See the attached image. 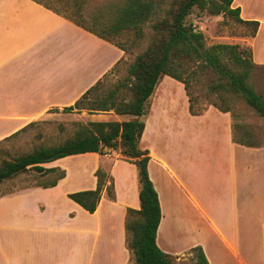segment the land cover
<instances>
[{"label": "crops", "instance_id": "0c3cea01", "mask_svg": "<svg viewBox=\"0 0 264 264\" xmlns=\"http://www.w3.org/2000/svg\"><path fill=\"white\" fill-rule=\"evenodd\" d=\"M257 2L255 11L250 3ZM231 7L239 8L242 20L258 22L252 61L264 66V0H233ZM123 57L118 47L38 0H0V141L50 118L52 111L74 105L117 70ZM170 86L176 92H168ZM75 111L71 115L88 122L131 119L113 111ZM124 116L126 120L120 119ZM142 120L139 148L149 151L147 172L161 211L157 246L174 258L192 256V249L200 247L208 264H264V146L235 142L229 112L209 106L202 114L191 115L183 84L169 76L158 83ZM84 156L114 158L113 164L124 160L113 150L75 155ZM62 160L42 166L59 167ZM127 166L130 170L120 176L122 193L115 181L114 199L103 194L92 214L67 197L73 192L64 195L77 209L65 213L49 212L41 202L10 201L29 189L51 188L30 187L0 197V264H25L24 258L30 264L28 255L40 259L42 253L55 257L50 264H106L107 250L100 241L107 237L118 243L108 254L110 264H127L126 211L139 209L137 170L129 162ZM107 173L113 179L112 170ZM95 187L96 180L87 190ZM25 206L34 207V214ZM103 211L107 216L95 219L94 229H76V218L86 214L94 219ZM60 219L70 227L52 225Z\"/></svg>", "mask_w": 264, "mask_h": 264}, {"label": "trees", "instance_id": "16d2710c", "mask_svg": "<svg viewBox=\"0 0 264 264\" xmlns=\"http://www.w3.org/2000/svg\"><path fill=\"white\" fill-rule=\"evenodd\" d=\"M106 1L105 11L100 17H106L107 21L100 22L97 18L99 15L93 17L95 27H100L98 31L95 27H86L82 21L64 17L110 43L112 42L109 37H116L124 32H132L136 40H141L145 37V25L150 23L149 42L129 66L128 75L122 83L117 84L105 96L98 97L96 94L104 82L99 81L74 105L62 112L70 113L81 109L113 111L131 119L124 122H90L60 144L40 145L11 159L1 160L0 186L29 173L48 179L0 193V197L30 187L52 188L65 177L63 169L45 168L43 164L79 154L104 155L107 150L116 151L125 161L136 167L139 184V209H127L124 224L125 247L130 254V260L135 264H175L174 257L165 254L156 243L161 211L157 192L147 172L149 151L139 148V140L144 130L142 118L148 113L150 98L164 76L183 84L188 98V111L193 116L202 114L206 109L195 106L192 85L206 77V95L231 96L245 104L256 116L264 118V100L249 82L250 73L256 67L252 61L251 49L248 48V55L245 56L246 52L237 50L236 45L215 44L206 47L201 31H197L185 20L194 9L207 11L214 16L222 13L233 14L239 23L253 27L251 38L257 32L258 22L242 20L239 8L231 7L233 0ZM112 44L126 53L120 45ZM226 59L233 63V68L224 63ZM235 68L238 70H234ZM124 88L131 93L128 100L119 96ZM212 106L220 112L233 115L230 109L215 104ZM34 124L36 123H30L0 142L15 139ZM233 130L235 142L248 147L258 146L257 143L244 140L245 135L241 136L234 124ZM94 177V189L67 194L70 200L90 214L96 211L103 194L110 200L115 197L112 178L100 169L95 170ZM191 252L196 253V264H208L200 247L193 248Z\"/></svg>", "mask_w": 264, "mask_h": 264}, {"label": "rangeland", "instance_id": "374dc122", "mask_svg": "<svg viewBox=\"0 0 264 264\" xmlns=\"http://www.w3.org/2000/svg\"><path fill=\"white\" fill-rule=\"evenodd\" d=\"M45 6L57 11V13L66 16L72 20L82 21L83 25L88 28L94 29L93 17L99 15L98 20L100 22H105L106 17L103 19L100 15L103 14L106 7V0H38ZM209 2H216V0H208ZM254 5L255 11L258 9L257 3H250ZM105 15V14H104ZM185 22L192 25L197 31H201L204 36V43L206 47L215 44H228L236 45L237 50L245 51V56L248 55V48H252V38L251 34L253 31L252 26H245L234 19L233 14L222 13L220 15L214 16L209 14L207 11H200L199 9H194L190 13ZM150 23L145 25L144 33L145 37L141 40H136L132 32H124L116 37H109L112 43L120 45L126 50L123 60L117 70L112 71L104 80L101 90L96 94L98 97L105 96L109 91H112L114 87L122 83L128 75V68L143 50L147 47L149 42V32ZM100 27H95L98 31ZM108 38V36H106ZM264 41V40H263ZM259 42H256V47L259 46ZM259 48V47H258ZM227 66L233 68V63L230 60H225ZM235 68L234 70H236ZM119 70V71H118ZM238 70V69H237ZM206 77L202 78L201 81L192 85L191 93L196 99L195 106L198 108H207L215 104L221 108H227L232 111V116L234 119V127L240 135L244 136V140L250 141L251 143H257L258 146H264V118L256 116L252 110H250L245 104L239 102L231 96H208L205 94ZM249 82L256 91L258 95L264 100V66L256 65V67L251 71ZM170 91L172 87H168ZM127 88L122 89L119 92V96L128 100L131 93L127 91ZM76 111L65 113L52 111L51 117L40 120L36 122L33 126L29 127L24 133H21L15 139L9 141L0 142V162L3 159H11L13 156H17L21 153L30 151L32 148L40 145H57L62 143L65 139L74 136L76 131L82 126H86L90 122L81 120L82 116L71 115ZM120 119L126 120L127 117H120ZM240 130V131H239ZM238 133V134H239ZM114 158L107 159L106 157H100L99 159L93 156L75 157L70 156L63 158L60 161L59 167H64L67 171V178L63 179L56 188L51 189H36V190H26L20 192L13 199L12 202L18 204H26L36 202H41L49 206V212L65 213L70 211H76V207L69 201V199L64 195L65 192H77L81 190H87L93 183H95L94 170L100 169L105 171L108 177H110L109 172L112 170L111 176L118 186V193H122L123 180L121 179L122 173L129 169L127 162L124 160H116L113 164ZM113 166V167H112ZM64 170V171H65ZM66 173V172H65ZM46 178H39L35 173H29L21 175L14 180L3 183L0 186V193L24 187L27 185L36 184L42 182ZM108 184V183H107ZM25 211L30 215H33L35 208L32 206H25ZM107 213L105 211L101 212L97 218H88L86 214H82L81 217L76 218L75 227L76 229H86L95 227V219L101 217L105 220ZM32 217V216H31ZM43 221V220H41ZM34 221L28 222V225H33ZM52 225L63 229L66 224L62 220L55 221ZM70 226H67L68 229ZM107 227V235L110 234L109 225ZM83 230V229H82ZM113 238V237H112ZM114 239V238H113ZM118 239V237H117ZM119 241V239H118ZM100 244L103 249L107 250V263L110 264L109 252L112 248L117 247L118 243L114 239L111 240L109 237L107 239H101ZM196 253H192V256H179L174 258L175 264H196ZM130 255V254H129ZM31 259L30 264L34 262L38 263L41 259L40 264H50L51 261H55V257L42 253L40 259L28 255ZM57 258V257H56ZM59 262L64 263V258L58 257ZM22 259V257H20ZM24 263L26 264V258H24ZM127 264H135L134 261L129 258Z\"/></svg>", "mask_w": 264, "mask_h": 264}]
</instances>
